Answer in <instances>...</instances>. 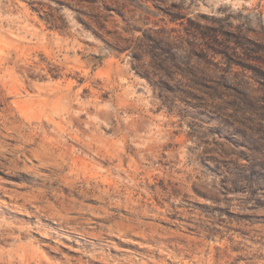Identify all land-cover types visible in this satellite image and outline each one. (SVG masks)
Returning <instances> with one entry per match:
<instances>
[{"label":"rangeland","instance_id":"rangeland-1","mask_svg":"<svg viewBox=\"0 0 264 264\" xmlns=\"http://www.w3.org/2000/svg\"><path fill=\"white\" fill-rule=\"evenodd\" d=\"M0 264H264V0H0Z\"/></svg>","mask_w":264,"mask_h":264}]
</instances>
